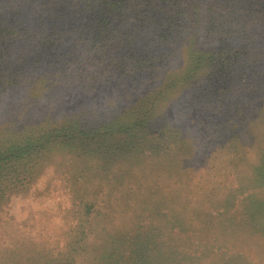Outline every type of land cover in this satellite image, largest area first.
<instances>
[{
	"label": "rangeland",
	"instance_id": "1",
	"mask_svg": "<svg viewBox=\"0 0 264 264\" xmlns=\"http://www.w3.org/2000/svg\"><path fill=\"white\" fill-rule=\"evenodd\" d=\"M99 4L0 0V264H264V0Z\"/></svg>",
	"mask_w": 264,
	"mask_h": 264
},
{
	"label": "trees",
	"instance_id": "2",
	"mask_svg": "<svg viewBox=\"0 0 264 264\" xmlns=\"http://www.w3.org/2000/svg\"><path fill=\"white\" fill-rule=\"evenodd\" d=\"M88 2H92L95 4L96 8L98 5L99 0H88ZM102 12V11H101ZM137 125V124H135ZM82 126H85V124H82ZM122 126V125H121ZM76 127H79L77 125ZM78 130L77 128H75ZM79 131H82L79 129ZM87 134L85 133V136ZM28 138L23 140L21 143L19 140L14 141L13 145L10 147V149H7L4 154H0V168L3 167L5 164L8 163L7 167L10 166L12 162H16L19 160H23L24 156L28 153V150L33 149L34 152L38 151V149H41L44 147V139H36L35 141L29 140ZM1 153V152H0ZM8 153V154H7ZM21 167V166H19ZM18 168V167H17ZM0 176L1 170H0ZM20 174H18V177ZM19 178L14 180V185H20ZM6 188H0V199H2ZM84 230H80L77 232V236L74 238L77 240L75 243L73 252L76 253V258L79 257L84 252V241L85 234ZM159 230L157 229V226H153V228H150L148 230L144 229V226H140L134 233L129 235L128 237L124 238H118V240H114V242L109 243L108 246H110V250H104V251H94L91 250L89 257L91 258L90 264H122L126 263L125 259V252L127 247H130L134 245L135 243L144 244V247L146 248L147 252H151V255L146 258L145 260L135 259L133 256V253H130L129 255V263L128 264H170L172 261H175V258L173 256L179 257L181 260L178 261V264H183L182 258L178 255L169 254L168 251H161V253L156 249L157 246L164 244L163 236L158 233ZM129 251V250H127ZM153 251L156 252V255L153 254ZM76 258H68L66 264H76L77 259ZM135 259V262L133 263L132 260ZM132 262V263H130Z\"/></svg>",
	"mask_w": 264,
	"mask_h": 264
}]
</instances>
